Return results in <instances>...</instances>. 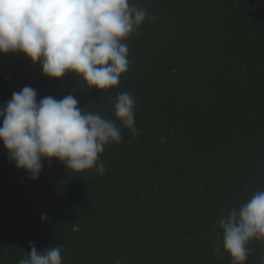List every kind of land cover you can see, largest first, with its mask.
<instances>
[{"label": "trees", "instance_id": "16d2710c", "mask_svg": "<svg viewBox=\"0 0 264 264\" xmlns=\"http://www.w3.org/2000/svg\"><path fill=\"white\" fill-rule=\"evenodd\" d=\"M131 3L148 19L123 41L129 70L103 94L0 54V107L30 86L38 102L74 94L112 119L127 91L138 129L115 121L122 140L99 157L102 176L44 160L34 182L0 143V264H19L33 244L61 247L63 264H232L214 255L219 218L264 189V0ZM248 248L246 264H259L264 242Z\"/></svg>", "mask_w": 264, "mask_h": 264}, {"label": "clouds", "instance_id": "9594fccd", "mask_svg": "<svg viewBox=\"0 0 264 264\" xmlns=\"http://www.w3.org/2000/svg\"><path fill=\"white\" fill-rule=\"evenodd\" d=\"M146 19L147 9L131 0H0V54L22 53L33 65L40 64L45 77L60 80L71 73L79 85L103 94L128 72L129 49L123 41ZM78 103L74 94L38 102L37 91L24 86L0 107V143L32 181L39 179L44 160H57L74 174L95 170L102 176L106 168L99 157L106 146L121 142V127L138 134L130 92L117 94L112 119ZM41 220H47L46 213ZM218 225L222 247L213 241L214 255L227 254L232 264H246L249 243L264 242V189L229 208ZM19 264H63L61 247L38 251L33 244Z\"/></svg>", "mask_w": 264, "mask_h": 264}]
</instances>
